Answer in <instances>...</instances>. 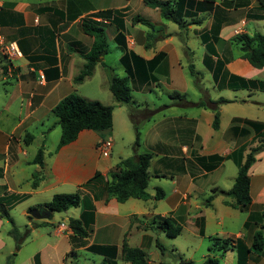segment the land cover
Segmentation results:
<instances>
[{"label":"crops","instance_id":"1","mask_svg":"<svg viewBox=\"0 0 264 264\" xmlns=\"http://www.w3.org/2000/svg\"><path fill=\"white\" fill-rule=\"evenodd\" d=\"M131 1L0 0V37L14 43L19 52V56L11 59L0 54V199L13 222L11 225L0 218V264H6L8 260L11 264H35V257L39 264H66L67 260L74 263L78 252L88 253L86 248L91 245L115 246L116 264H129L120 257L123 241L129 247L141 248L146 253L153 240L150 233L154 231L150 226H156L161 219H169L180 226L177 236H182L185 242H201L215 237L232 241L240 239L249 246L254 231L260 228L258 224L243 229V224L250 214L264 211V148L255 155V161L248 170L251 203L246 210L240 211L224 204H231L233 200L222 193L216 194L210 205H206V199L212 191H229L238 171L233 158L239 160L242 157L244 161L250 149L264 141V128L258 134L245 124L246 121L264 124V96L259 101L252 99L256 93L264 94V91L250 84L248 87L227 86L232 76L264 83V68L250 66L231 42L240 33L264 32V7L257 0H186V5H191V11L197 14L194 20L200 23L187 25L184 30L192 33L203 50L201 63L210 74V88L216 95L214 98L210 95V88L205 87L202 75L191 64L202 90H198L196 78L187 71L194 80L195 91L194 101L189 102L192 104L188 106L189 111L159 113L156 118L141 121L146 123V130L139 131L137 149L127 152V147L132 148L134 142V130L126 116L129 106L117 105L108 90L105 71L108 66L104 61L107 49L92 74L80 84L74 83L85 64L82 54L87 53L93 43V39L81 30L82 20L93 18L101 22L106 42V29L110 28L114 42L116 31L110 23L112 17L107 19L98 14L121 10L126 47L122 49L114 42L120 50L118 62L123 77L119 78L127 76L120 58L128 52H133L149 66L146 82L145 79L143 83L137 79L129 82L132 106L139 110H149L152 103L135 104L132 91L148 90L150 93L153 88L163 87L168 97L170 93L178 92L187 101L188 85L181 59L190 62L193 56L187 43L184 50V45L167 32L168 27L161 22L158 10L152 9L155 17L141 18L133 13ZM140 1L143 4V0ZM135 16L151 27L133 24ZM191 20L187 18V24ZM128 24L137 39H133ZM137 25L145 26L151 33L145 36L136 28ZM214 26L219 27V32L214 43L215 53L210 58L212 62H224L217 82L213 81L212 73L203 64L206 49L199 37ZM158 27L163 32L154 35V32H159ZM96 75L103 80L101 86L106 92L104 101L92 100L113 107L112 129L107 133L82 130L73 142L57 149L61 131L52 109L68 95H78L81 86L91 83ZM223 92L235 94L224 96ZM237 93H242V96ZM80 97L86 99L85 95ZM204 98L225 100L217 106V129L212 128L213 111L195 106ZM103 141L111 143L107 158L101 157L97 149ZM41 148L43 157L39 166L33 161ZM141 154L151 156L146 188L149 199L131 198L124 203H118L114 198L93 200L96 190L92 186L82 187L95 173L107 179L120 160ZM157 189L163 196L156 201ZM77 191L82 197L92 199L94 224L85 245L75 249L72 257L68 256L71 252L69 238L72 236L68 221L78 219L81 208H71L75 212L64 218L53 213L49 219L35 220L29 213L34 209L43 210L39 206L50 202L54 195ZM69 210L63 213H69ZM12 227L20 234L25 227L30 228L29 235L19 247L8 234ZM4 233L14 245L7 244L2 236ZM157 233L165 235L160 231ZM130 239H134V246L130 245ZM34 242L37 245L22 258L24 247ZM179 248L174 247L172 251L181 252ZM146 254L149 264L163 263L157 254H154V260L149 259L148 252ZM91 255L100 258L98 264L104 260L100 255ZM223 257L225 263H228L227 259H233L236 264L235 249L227 251ZM246 264H264V256L250 253Z\"/></svg>","mask_w":264,"mask_h":264},{"label":"trees","instance_id":"2","mask_svg":"<svg viewBox=\"0 0 264 264\" xmlns=\"http://www.w3.org/2000/svg\"><path fill=\"white\" fill-rule=\"evenodd\" d=\"M261 7H264V0H257ZM143 4L151 9H156L160 17L167 22L177 25L181 30L185 29L187 25H197L200 23L194 20L196 13L191 11V5H186V0H143ZM99 17H104L110 20V23L115 27L114 42L122 49H125L124 36V20L121 10L112 12H102L98 14ZM193 19L188 24L186 19ZM132 23H141L147 27L151 25L141 19L139 16L132 18ZM82 32L93 39V43L89 51L82 54L85 64L78 75L74 78L75 84H80L85 78L89 77L95 65L102 61V57L106 53L107 42L104 31V25L93 18L83 19L81 22ZM219 27L215 26L208 32L199 35L202 44L206 49V56L204 57V66L212 73L214 82L218 81V77L223 68L224 62L217 60L212 62L210 56L214 55V43L217 41ZM232 44L240 53V57L246 60L250 66L255 69L264 68V32L254 33L248 35L240 33L231 39ZM120 63L125 69L126 77L119 78L112 69L105 68L108 78V90L114 98L117 105H128V117L134 130L133 150L135 151L139 145V124L141 121L149 120L157 112L148 109L139 110L138 107L132 106L131 103V89L129 82L132 79H137L143 83L147 81L148 67L146 62L136 56L133 52H128L120 58ZM189 72L196 78V86L201 92L202 86L193 70V66L189 65ZM257 87L264 91V83L251 82L238 77H230L227 86L230 88L236 87ZM170 99L184 103V105H192L185 100L183 95L172 93L169 95ZM225 100L211 101L208 99H201L195 106L209 108L214 113L212 128L218 127V111L217 106L224 103ZM112 106H105L97 101H89L78 95L71 94L63 98L53 109L52 113L57 118V125L60 128L61 134L57 144V149L73 142L80 131L90 130L99 133H107L112 129ZM247 126L252 128L256 133L260 134L264 128V124L245 122ZM31 138V137H30ZM264 148V141L260 145L251 148L246 155L244 161L242 157L239 160H234L238 167L237 175L235 177L232 188L227 192L212 191V194L206 199V205H210L211 200L218 193L230 197L233 203L224 202L235 209L244 211L251 203L249 195V176L248 170L255 161V155ZM43 149H39L34 163L42 164ZM151 156L149 154L134 155L132 157L122 159L109 172L108 178L105 179L101 174L95 173L94 176L88 180L82 187L92 186L96 191L93 193V200H108L114 198L118 203H124L128 199L147 200L149 195L146 191L148 185V167ZM36 182L33 183V186ZM163 194L157 189L154 200H160ZM23 198V197H20ZM92 199L89 197H82L79 191L71 194H57L52 197L50 202L39 206V208L46 210L48 213H63L71 208H81L79 218L76 220L70 219L68 221V228L72 232L69 238L71 244V252L68 256H75V249L85 245V239L88 238L94 224V212L92 206ZM4 202L0 199V218L7 220L11 225L13 222L8 215ZM28 219H31L28 217ZM260 226L259 230L254 231L250 245L247 246L243 240L236 239L234 241L228 239L209 238L208 256L201 264H219L217 257H223L224 254L235 249L236 264H246L248 255L255 254L257 256H264V211L260 213H252L248 216L243 229H249L256 225ZM155 232H163L168 237L174 238L180 233V226L174 225L169 219H161L156 226L151 227ZM30 228L25 227L22 234L12 227L8 234L13 238L16 247H19L22 241L29 235ZM156 246L160 252L164 253V248L158 243ZM86 251L91 254L100 255L104 258L101 264H116V247L115 246H100L91 245L86 248ZM121 260L129 264H149L148 256L141 248L129 247L125 241L121 246ZM179 264H194L190 261H184L179 257ZM6 264H11L10 260ZM35 264H39L38 258L35 257ZM164 264V263H162Z\"/></svg>","mask_w":264,"mask_h":264},{"label":"rangeland","instance_id":"3","mask_svg":"<svg viewBox=\"0 0 264 264\" xmlns=\"http://www.w3.org/2000/svg\"><path fill=\"white\" fill-rule=\"evenodd\" d=\"M116 1V0H115ZM125 2V0H123ZM133 13L135 15H139L141 18H146L151 15L156 16L153 12L152 9H149L148 7L144 6L140 0H132L131 5H130ZM158 16V15H157ZM157 18V17H156ZM162 23H164L168 28L167 32L172 33V38L175 41H179L182 43L185 47V44L187 43V47L193 51V56L191 57L190 62H187L185 58L181 59V64L184 68L185 71V77L187 78V85H188V93H187V101L188 102H193L195 91L193 90V81L191 80V77L188 75L187 71H189V66L193 64L194 68L196 71L200 72L202 75V82L205 85V87L210 88V82H211V77L210 74L206 71V69L203 67L201 63V53H202V48L199 46V44L196 41V38L192 35L191 32L185 31L184 29H180L178 26L175 24H172L170 22L164 21L160 19ZM129 31L133 33L134 36L133 39H137L135 36V31L131 30V25L128 24ZM136 28L141 30L144 35L146 36L147 34H150L151 31L146 28L145 26L142 25H137ZM159 32H154V35H158L159 33L163 32L162 28H156ZM156 31V30H155ZM107 35H108V42H107V54L104 56V61L108 67H110L115 75L118 77H123V72L122 69L119 65L118 58L120 56V50L116 47L114 42L111 40V32L110 28L106 29ZM176 33V34H173ZM143 35V36H144ZM186 47L184 48V50ZM137 50V48H136ZM192 65V66H193ZM188 66V67H187ZM188 69V70H187ZM262 77H264V74H262ZM193 79V78H192ZM101 82L103 84V80L100 78L99 75H96V77L93 79L91 83H86L85 85L81 86V89L78 93V95H85L86 99H89L91 101H96L92 99H99L101 101H104L103 95L105 94V90L103 91ZM89 84V85H87ZM101 92V93H100ZM178 93V92H177ZM210 95L214 98L216 93L213 91V89H209ZM221 93V92H220ZM172 94V93H170ZM224 96H231V92H223L222 93ZM241 95L242 93H237L236 95ZM264 96L263 93H256L254 97L252 98L255 101H259ZM132 97L133 101L135 104H140L142 105L143 103L151 102L149 106L151 107L149 110L150 111H155L157 108V112L152 116L156 118L159 113L163 114H180L183 112L189 111V107L187 105H184V103H181L177 101L176 99H170L168 97L167 92L165 89L158 88L155 89L153 88L152 91L149 93L148 90L144 92H135L132 91ZM98 102V101H97ZM100 103V102H99ZM154 105V106H153ZM128 117V113L126 115ZM123 119H124V113H123ZM146 123L142 122L139 124V131L142 133L143 131L146 130ZM120 145V143L118 144ZM133 147L128 148L127 147V152H130ZM74 209H70L69 213H59L61 214L60 217H71V213H74ZM59 214H56L58 216ZM59 218V216H58ZM17 219V218H16ZM17 221V220H16ZM5 226H9L8 223H5ZM151 225L150 227H152ZM154 231V230H153ZM151 236L153 237L152 240V246L151 248L146 249V253L148 252L149 254V259L154 260L155 256L154 254L158 255L160 259L163 261L164 264H179V257L185 261H190L194 264H201L205 261V258L210 256V253L208 252V247H209V241L208 239H202L201 242L198 240H193V241H184L182 236H176L173 238L168 237L166 234H159L157 232L150 233ZM7 244L10 246L14 245V242L12 239L7 236L5 233L2 235ZM155 242H157L159 245H161L165 250L164 253L160 252L159 248L155 245ZM134 239H130V245H135L134 244ZM190 243L192 245H190ZM37 243H30L29 245H26L22 251V258H24L25 254L29 252V250L33 249ZM174 247H180L179 249L181 252L177 251L174 252L172 251V248ZM230 255V253H227ZM219 259V264H234L233 259L229 260L227 259L225 263L223 258L217 257ZM100 258L97 256H93L89 253H86L84 251H79L76 260L74 261L75 264H98V260ZM70 260H67L66 264H74Z\"/></svg>","mask_w":264,"mask_h":264},{"label":"built area","instance_id":"4","mask_svg":"<svg viewBox=\"0 0 264 264\" xmlns=\"http://www.w3.org/2000/svg\"><path fill=\"white\" fill-rule=\"evenodd\" d=\"M0 54L5 56L7 59L19 56L16 45L14 43L6 42L2 37H0ZM97 149L101 157L107 158L110 154L111 143L108 141L100 142ZM61 227H63V225H61Z\"/></svg>","mask_w":264,"mask_h":264},{"label":"water","instance_id":"5","mask_svg":"<svg viewBox=\"0 0 264 264\" xmlns=\"http://www.w3.org/2000/svg\"><path fill=\"white\" fill-rule=\"evenodd\" d=\"M29 214H30V217L35 220L50 218V213H48L46 210H35L34 209V210H31Z\"/></svg>","mask_w":264,"mask_h":264}]
</instances>
